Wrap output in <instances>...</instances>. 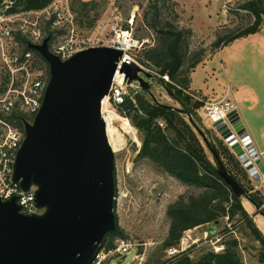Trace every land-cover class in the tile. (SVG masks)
<instances>
[{"label": "water", "instance_id": "obj_1", "mask_svg": "<svg viewBox=\"0 0 264 264\" xmlns=\"http://www.w3.org/2000/svg\"><path fill=\"white\" fill-rule=\"evenodd\" d=\"M49 43L48 36L42 44H28V49L47 62L50 79L33 121L21 118L24 139L12 176L23 192L35 188L40 213H22L19 197L9 201L0 198V264H92L106 236L117 230L116 153L102 103L110 93L119 66L128 86L137 84L154 104L187 118L211 154L217 176L237 199H246L255 207L250 214L254 221L264 218V211L228 172L192 116L183 108L157 100L150 83L152 74L125 58L122 51L106 47L85 50L63 62L51 52ZM239 119L237 112L229 116L235 132L242 135L245 125ZM213 130L241 162L247 160L227 124L216 123ZM242 142L245 146L251 144L249 138ZM255 160L260 174L254 180L261 181L264 164L258 156Z\"/></svg>", "mask_w": 264, "mask_h": 264}, {"label": "rangeland", "instance_id": "obj_2", "mask_svg": "<svg viewBox=\"0 0 264 264\" xmlns=\"http://www.w3.org/2000/svg\"><path fill=\"white\" fill-rule=\"evenodd\" d=\"M102 1L105 4L102 7L101 18L106 17L115 8L120 11L125 27L130 26L129 22L135 15L132 25L134 37L147 42L139 52L135 53L137 57L135 59L142 68L154 76L150 80L152 92L161 104L183 108L167 91L166 84L169 81L165 79L166 76H161L152 64L139 61V59L145 60L147 50L153 47L158 39V35L147 28L145 19L147 15L149 20L152 18L154 2L160 10L162 19L187 35L186 58L189 64L193 60L200 59L199 66L189 75L192 83L189 92L194 94L196 100L205 103L206 99L200 98L198 93L211 98L216 95L222 97L231 87L242 116L251 117L247 113L249 112L247 108L249 103L253 102L254 110L252 111L258 114L257 118L253 119L254 124L257 129L263 126L264 132V16L262 30L258 34L221 48L214 47L219 37H229L256 22L254 15L246 9L250 0ZM93 30L79 29L83 33H90ZM129 92L131 95L141 93L152 100L141 89L130 88ZM198 116L200 128L205 132L213 130L210 123L204 119L202 109L198 111ZM129 121L128 124L126 121L117 119L113 123V138L118 143L115 151L117 228L124 233V237L148 244L147 264H168L180 256L169 257L163 246L171 225L167 214L168 207L179 198L188 199L198 195L200 190L183 185L160 171L148 160L140 158L143 135L133 123V118H129ZM262 142L263 144L258 147L260 151H264V140ZM224 144L229 148L225 142ZM207 153L212 161L211 154L208 151ZM242 182L252 190L253 195L260 193L264 196V189L262 193L255 187L258 185L264 188V179L255 181L243 177ZM242 203L249 214L255 212V207L246 199L242 200ZM260 207L264 211V205ZM255 220H259V217ZM226 222L227 220L216 228L217 232L212 236H206L205 229H199L194 233L186 232L181 241L187 240L188 235L193 236V241L188 239L189 248L185 252H189L192 259L196 261L209 253L222 254L227 243L237 240L243 264H260L259 255L264 251L263 247L247 226L244 223L226 224ZM256 225L264 234V227L258 223ZM118 238L121 237L117 236L114 239ZM134 254L132 252L124 258L115 259L113 264H132Z\"/></svg>", "mask_w": 264, "mask_h": 264}, {"label": "trees", "instance_id": "obj_3", "mask_svg": "<svg viewBox=\"0 0 264 264\" xmlns=\"http://www.w3.org/2000/svg\"><path fill=\"white\" fill-rule=\"evenodd\" d=\"M55 1L14 0V6L9 13L42 11ZM263 1L250 0L246 6V9L255 17L254 24L238 30L229 37H219L214 47L221 48L258 34L262 30ZM104 4L105 2L102 0H69V6L75 15L78 28L82 31L94 29L102 17ZM152 7L154 14L150 20L148 15L145 17L146 25L148 29L158 35V39L156 44L147 50L145 60L139 59V61L152 64L158 69L161 76H168L167 91L199 125L198 111L202 109L204 101L196 100L194 94L189 92L191 87L189 75L199 66L200 59L193 60L189 64L186 58L187 35L184 31L162 19L156 2L152 4ZM48 35L50 36L49 30ZM20 41L26 44L24 39ZM36 55L45 65L47 64L37 52ZM191 59L193 58L191 57ZM132 97L135 102L127 97L120 109L127 112L128 118H133V123L143 135L139 157L148 160L160 171L175 178L183 185L200 190L198 195H193L188 199L179 198L168 207L167 214L171 225L163 245L164 249L178 246L188 231L206 225H213L217 228L227 220V224L244 223L264 250V234L250 217L242 200L237 199L231 189L215 173V164L209 158L206 148L187 118L175 111L154 104L152 100L141 93L133 94ZM16 124L22 128L21 122L18 121ZM160 124H163V127ZM211 131L205 133L222 158L228 172L245 188L255 204L264 205V196L260 193L253 195L252 190L243 184L242 178L250 177L240 160L229 150L217 133ZM228 234L230 233L228 232ZM117 236L124 237V233L120 232L118 228L106 236L104 243L109 239L108 248L113 246L114 238ZM226 245L222 254L209 253L195 261L189 252H185L168 264H243L238 251L239 242L232 240ZM259 262L264 264V251L259 255Z\"/></svg>", "mask_w": 264, "mask_h": 264}, {"label": "built area", "instance_id": "obj_4", "mask_svg": "<svg viewBox=\"0 0 264 264\" xmlns=\"http://www.w3.org/2000/svg\"><path fill=\"white\" fill-rule=\"evenodd\" d=\"M13 6L14 0H0V198L9 201L19 197L18 204L22 213L33 214L40 213L36 207L35 188L25 193L12 179L13 166L24 139L23 127L19 128L16 122H21V118L33 121L42 106L50 76L49 66L43 63L35 51L28 49V44H42L49 36V30L50 50L63 62L85 50L106 47L122 51L125 58L138 64L135 53L147 42L134 37L132 25L135 15L129 22L130 26L124 27L121 13L115 8L97 22L92 32L83 33L76 24L69 0H56L42 11L21 14H10ZM19 39H24L26 44ZM119 70L120 66L110 93L102 103V112L105 115V111H112L120 120L129 124L127 112L121 111L120 107L127 97L134 101L129 89L139 88L137 84L128 86L125 75H120ZM165 79L169 81L168 76ZM234 112L242 120L238 101L230 87L223 99L205 101L202 107L204 119L210 123L212 129L216 123H225L232 130L235 140L247 156L244 163L240 162L254 180L260 174L255 156L264 163V152L254 146L246 126L242 135L235 132L229 121V116ZM160 125L163 127V124ZM244 138H249L251 144L245 146L242 142ZM229 148L235 154L230 146ZM248 168L251 169L247 170ZM261 178L263 181L264 176ZM188 239L193 241V236L188 235L187 240H182L180 246L167 249L168 256L185 253L189 248ZM108 243L109 239L92 264H113L115 259L124 258L132 252L135 253L132 264H147L148 244L127 237L116 239L111 248L107 247Z\"/></svg>", "mask_w": 264, "mask_h": 264}, {"label": "crops", "instance_id": "obj_5", "mask_svg": "<svg viewBox=\"0 0 264 264\" xmlns=\"http://www.w3.org/2000/svg\"><path fill=\"white\" fill-rule=\"evenodd\" d=\"M89 1V0H88ZM191 87H192V83H191ZM231 88V87H230ZM192 90H193V88H192ZM198 93V92H197ZM226 93L227 92H225V95H226ZM199 94V97L200 98H204V99H206L205 101H211V100H220V99H223L224 97H225V95H223L222 97H219L218 95H216V96H214V97H206V96H203L201 93H198ZM257 102H258V100H257ZM257 105H258V103H257ZM248 111L249 112H247L248 113V115L250 114V116L251 117H247V116H242L241 115V117H242V120H243V122H244V124H245V126H246V128H247V131H248V133H249V135H250V137H251V139H252V142H253V144H254V146L258 149V147H259V145L260 144H263V140H264V132L262 131V129H263V126L260 128V129H257V126L254 124V120L253 119H255V118H257L256 116H258V114L257 113H255L254 111H252V110H254L253 109V102H251V103H249V105H248ZM254 112V113H253ZM260 115H261V113H259ZM259 150V149H258ZM262 152H264V151H262ZM264 164V163H263ZM256 187V189H258L259 191H261L262 192V190L264 189L263 187H261V186H258V185H256L255 186ZM263 193V192H262ZM264 194V193H263ZM246 210L248 211V209L246 208ZM261 218V219H260ZM262 222H261V221ZM256 221V223H258V225H260V226H262V227H264V218L263 217H259V220H255ZM260 222V223H259ZM226 224H227V222H226ZM263 224V225H262ZM217 228H218V226H217ZM201 230V229H205V234H209V235H213V234H215L216 232H217V229L214 227V226H201V227H198V228H196V229H194V230H191V231H189V232H192V233H194V232H196V231H198V230Z\"/></svg>", "mask_w": 264, "mask_h": 264}, {"label": "bare ground", "instance_id": "obj_6", "mask_svg": "<svg viewBox=\"0 0 264 264\" xmlns=\"http://www.w3.org/2000/svg\"><path fill=\"white\" fill-rule=\"evenodd\" d=\"M105 120H106V123H107V126H108V135L110 137V142H111V145L114 149V151L117 150V147H118V143L117 141L113 138V132H114V128H113V122L114 120H117L119 119L118 115L112 111H105ZM261 219V218H260ZM261 221V220H260ZM262 222V221H261ZM260 223V222H259ZM264 224V223H263ZM262 224V225H263Z\"/></svg>", "mask_w": 264, "mask_h": 264}]
</instances>
